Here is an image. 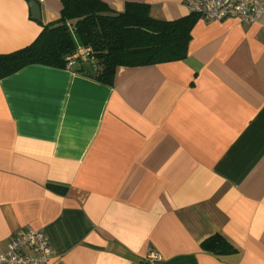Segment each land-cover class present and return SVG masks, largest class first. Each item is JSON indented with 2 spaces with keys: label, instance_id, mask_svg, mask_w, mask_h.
I'll list each match as a JSON object with an SVG mask.
<instances>
[{
  "label": "crops",
  "instance_id": "obj_1",
  "mask_svg": "<svg viewBox=\"0 0 264 264\" xmlns=\"http://www.w3.org/2000/svg\"><path fill=\"white\" fill-rule=\"evenodd\" d=\"M103 1L189 14L185 0ZM61 7L0 0V53ZM85 51L75 65L91 73ZM29 228L48 264H264V13L198 17L184 58L119 66L112 85L43 64L0 79V251ZM213 234L236 252L202 250Z\"/></svg>",
  "mask_w": 264,
  "mask_h": 264
},
{
  "label": "trees",
  "instance_id": "obj_2",
  "mask_svg": "<svg viewBox=\"0 0 264 264\" xmlns=\"http://www.w3.org/2000/svg\"><path fill=\"white\" fill-rule=\"evenodd\" d=\"M60 16L42 25L29 44L0 53V79L29 64H43L83 72L112 85L119 66H140L179 60L186 56L191 30L199 16L157 18L145 2L126 1L117 11L103 0H61ZM79 49L95 60L88 73L75 65ZM76 57L71 59V56ZM202 250L229 255L236 249L220 234L201 243Z\"/></svg>",
  "mask_w": 264,
  "mask_h": 264
},
{
  "label": "built area",
  "instance_id": "obj_3",
  "mask_svg": "<svg viewBox=\"0 0 264 264\" xmlns=\"http://www.w3.org/2000/svg\"><path fill=\"white\" fill-rule=\"evenodd\" d=\"M189 13L204 21L234 18L240 23L256 22L264 13V0H185ZM87 50V49H86ZM76 54L71 56V59ZM51 247L44 232L29 228L13 235L0 251V264H48ZM146 260L157 261L160 255L149 250Z\"/></svg>",
  "mask_w": 264,
  "mask_h": 264
},
{
  "label": "water",
  "instance_id": "obj_4",
  "mask_svg": "<svg viewBox=\"0 0 264 264\" xmlns=\"http://www.w3.org/2000/svg\"><path fill=\"white\" fill-rule=\"evenodd\" d=\"M31 9V14L34 19H39V6L34 1L30 2L29 4Z\"/></svg>",
  "mask_w": 264,
  "mask_h": 264
}]
</instances>
